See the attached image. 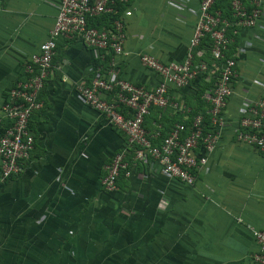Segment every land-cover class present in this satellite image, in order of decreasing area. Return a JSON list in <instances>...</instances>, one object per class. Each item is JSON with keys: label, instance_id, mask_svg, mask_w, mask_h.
<instances>
[{"label": "crops", "instance_id": "obj_1", "mask_svg": "<svg viewBox=\"0 0 264 264\" xmlns=\"http://www.w3.org/2000/svg\"><path fill=\"white\" fill-rule=\"evenodd\" d=\"M201 1L131 0L120 13L122 56L58 39L38 96L42 108L29 123L35 137L30 159L7 180L0 167V264H254L260 248L253 230L264 231V152L238 140L237 124L243 103L264 97V0L257 25L239 32L237 78L224 127L193 187L168 178L154 161L137 160L125 135L86 105L77 89L109 70L156 88L160 78L141 56L183 63ZM60 5L0 0L3 124L8 120L2 108L25 78L26 63L48 40ZM200 82L170 87V105L151 109L145 119L150 136L208 107L211 95L206 89V103L198 97ZM121 152L130 176L122 175L109 192L102 185L105 167Z\"/></svg>", "mask_w": 264, "mask_h": 264}, {"label": "built area", "instance_id": "obj_2", "mask_svg": "<svg viewBox=\"0 0 264 264\" xmlns=\"http://www.w3.org/2000/svg\"><path fill=\"white\" fill-rule=\"evenodd\" d=\"M244 1L247 0H232L234 16L238 20L236 25L244 29L253 28L262 16L263 0H250L254 8L249 15ZM130 2L131 0H61L48 40L40 46V52L26 63L25 78L11 91V100L2 108L4 119L12 122L0 136L2 180L19 175L34 149L35 137L30 131L29 123L35 112L42 108L38 96L52 71L58 39H78L87 47L100 52L125 55L126 32L121 17L114 21L111 28H94L89 25V21L102 15H116L117 4L125 6ZM215 2L216 0L201 1L199 19L183 63L164 64L149 54L141 56V63L160 78V84L156 88L136 86L118 78L113 70L97 77L89 85L82 83L77 87L84 103L125 135L129 147L135 149L137 160L158 163L165 176L189 187L196 184L198 175L216 149L217 130L224 127L223 113L227 101L233 95L232 84L237 78L236 60H227L210 97V115L214 129L209 134H204V118L198 115L193 118L190 128L177 124L159 145H155L153 142L160 134L150 136L145 129V119L152 108L165 109L170 105V87L184 89L199 74L207 72L206 64L194 63L195 55L198 58L203 55L202 51L196 50L206 36H210L213 42V59L221 61L225 57L224 54L232 43L227 36L230 23L222 19L220 12H212ZM122 107L130 110L132 116L126 117L120 111ZM240 114L238 140L264 152V97L256 102L243 103ZM2 124L3 120L0 118V127ZM200 147L202 155L197 156L196 151ZM105 170L107 176L102 185L105 190L114 192L119 178L122 175L130 176L126 153L116 154ZM253 234L260 248L254 257V264H264V231L253 230Z\"/></svg>", "mask_w": 264, "mask_h": 264}, {"label": "trees", "instance_id": "obj_3", "mask_svg": "<svg viewBox=\"0 0 264 264\" xmlns=\"http://www.w3.org/2000/svg\"><path fill=\"white\" fill-rule=\"evenodd\" d=\"M243 4H244V7L247 10L248 15L251 14V12H252V10L254 8V5L252 4V2L250 0H247V1H244ZM124 7L125 6L122 5V4H117L116 7H115V10L117 11L116 15L112 13V14L102 15V16L97 17V18H92L89 21V25L91 27L98 28V29L111 28L113 26L114 21L117 20L118 17H120V13L123 11ZM212 12L213 13L220 12L222 19L226 20L228 23H230V27L227 29V36L232 40V43L229 46L228 51L225 52V54H224L225 57L221 61H216V60L213 59V56H212V53H211L213 42H212L210 36H206L203 39V41L201 42V44L199 45V47L197 48V50H196V51H202L203 55H202L201 58H198L195 55L194 63L195 64H206V66H207V72H203V73L199 74L197 79L194 81V82L199 81V84H200V83H202L200 81L203 80V82H204L202 84L203 85V89L198 94V97L201 98V100L203 102H205V103L207 102V100H206L207 97L205 99V96H206L205 95V91H206V89H209L208 91L210 92V95H212V93H213V91H214V89L216 87V83H217L218 77L220 76V74L222 72V69H223V66L225 65L227 60L234 59V60H236V63H238L237 51H238V46H239V32L242 29H244V28H241V27L236 25L238 20L234 16V11L232 9V0H216L215 4L213 6ZM253 28H247V30H251ZM178 64H181V63H178ZM236 72H237V67H236ZM207 78L209 79L208 80L209 82L206 81ZM205 81H206L207 85L205 84ZM194 82H192V83H194ZM233 84H234V82H233ZM233 84H232V86H233ZM228 101H227V103H228ZM207 106L208 107L206 109H201V111H196L195 109H193V111H191L189 120L180 122L179 124H184L187 128H190L193 118H195L198 115H202L203 118H204V123H205L204 134L205 135L209 134L210 132L213 131L214 126L212 124V117L210 115V110L212 108V105H211V103H208ZM157 109H159V108H157ZM160 110H163V109H160ZM120 111L126 117H131L132 116V112L130 110L126 109L125 107H122L120 109ZM225 115H226V107H225L223 116H225ZM11 125H12V122L10 120H8L7 122H4L3 126L0 127V136ZM237 125H239V121H238ZM170 131H171V129H169V130L162 129L160 138L158 140L157 139L154 140L153 143L155 145H159L160 142L165 137L168 136Z\"/></svg>", "mask_w": 264, "mask_h": 264}]
</instances>
